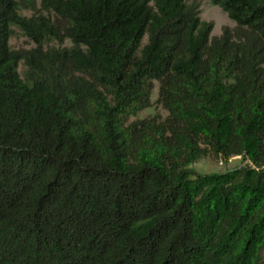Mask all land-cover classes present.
<instances>
[{
	"label": "trees",
	"instance_id": "trees-1",
	"mask_svg": "<svg viewBox=\"0 0 264 264\" xmlns=\"http://www.w3.org/2000/svg\"><path fill=\"white\" fill-rule=\"evenodd\" d=\"M209 1L232 31L186 0H0V264H264V0ZM154 81L166 116L126 123Z\"/></svg>",
	"mask_w": 264,
	"mask_h": 264
},
{
	"label": "rangeland",
	"instance_id": "rangeland-1",
	"mask_svg": "<svg viewBox=\"0 0 264 264\" xmlns=\"http://www.w3.org/2000/svg\"><path fill=\"white\" fill-rule=\"evenodd\" d=\"M188 4H196L199 7V17L201 20L210 22L212 24V30L210 37L219 35L224 28H228L230 31L234 28V23L227 17L218 6L213 5L209 0H186ZM20 14L24 16H30L31 12L27 9L20 10ZM12 35L8 40L9 46L13 50L25 51L34 47V43L24 36L22 32L16 27H12ZM71 43L68 39H63L61 42L56 40L46 41L44 48H68ZM26 71L25 65L20 61L17 66V72L21 78H24ZM158 97V83L153 82V89L150 94L149 103L150 106L144 108L136 113V115L129 117L126 123L135 121L138 119L149 118L157 116L163 119L166 116V111L157 102ZM242 166H252V164L243 159L242 157H231L228 159L214 160L209 156L200 158L194 161L190 168L199 174H212L219 171H227Z\"/></svg>",
	"mask_w": 264,
	"mask_h": 264
}]
</instances>
